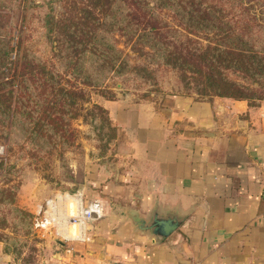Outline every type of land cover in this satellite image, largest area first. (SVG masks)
I'll use <instances>...</instances> for the list:
<instances>
[{
	"label": "crops",
	"instance_id": "obj_1",
	"mask_svg": "<svg viewBox=\"0 0 264 264\" xmlns=\"http://www.w3.org/2000/svg\"><path fill=\"white\" fill-rule=\"evenodd\" d=\"M98 105L126 149L128 204L102 207L80 239L48 234L58 243L38 264H264V100L120 93ZM153 208L184 217L157 243L128 218ZM0 264H21L1 241Z\"/></svg>",
	"mask_w": 264,
	"mask_h": 264
},
{
	"label": "trees",
	"instance_id": "obj_2",
	"mask_svg": "<svg viewBox=\"0 0 264 264\" xmlns=\"http://www.w3.org/2000/svg\"><path fill=\"white\" fill-rule=\"evenodd\" d=\"M51 1L61 10L52 14L50 5L42 18L53 44L45 61L21 46L1 12L11 0H0V126L11 141L71 144L65 117L74 115L77 100L144 70L129 65L120 41L177 70L197 94L264 99V0ZM12 200L11 187H0V203Z\"/></svg>",
	"mask_w": 264,
	"mask_h": 264
},
{
	"label": "rangeland",
	"instance_id": "obj_3",
	"mask_svg": "<svg viewBox=\"0 0 264 264\" xmlns=\"http://www.w3.org/2000/svg\"><path fill=\"white\" fill-rule=\"evenodd\" d=\"M49 1L25 0L22 5L19 0H11L1 10L7 15L12 32L18 31L21 46L45 61H50L53 44L41 27L42 18L50 5L52 14L61 10L59 2ZM167 20L171 22L169 17ZM118 46L130 66L144 70L111 78L103 89L88 90L85 99L77 100L72 109L74 115L65 117L71 144L39 141L32 145L26 137L14 142L10 140L13 134L2 133L0 126V187H11L13 191L10 204L0 203V241L21 264L40 263L58 243L32 225L36 207L55 192L80 191L85 200L97 201L114 211L116 205L128 204V181L119 178L128 156L116 129L98 105L100 99L120 93L138 100H157L176 93L194 98L206 96L197 94L192 83L185 87L187 79L181 81L177 70L132 52L121 41ZM233 78L245 82L239 76ZM262 93L264 96V88Z\"/></svg>",
	"mask_w": 264,
	"mask_h": 264
},
{
	"label": "built area",
	"instance_id": "obj_4",
	"mask_svg": "<svg viewBox=\"0 0 264 264\" xmlns=\"http://www.w3.org/2000/svg\"><path fill=\"white\" fill-rule=\"evenodd\" d=\"M102 213L101 204L85 200L82 192L58 191L38 205L32 225L63 240L80 239V233H85L90 223L99 221Z\"/></svg>",
	"mask_w": 264,
	"mask_h": 264
},
{
	"label": "water",
	"instance_id": "obj_5",
	"mask_svg": "<svg viewBox=\"0 0 264 264\" xmlns=\"http://www.w3.org/2000/svg\"><path fill=\"white\" fill-rule=\"evenodd\" d=\"M130 223L140 232L146 233L151 241L157 243L168 237L182 222L183 216L176 212L159 213L153 208L147 217H131Z\"/></svg>",
	"mask_w": 264,
	"mask_h": 264
}]
</instances>
